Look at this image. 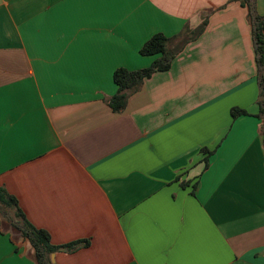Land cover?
Wrapping results in <instances>:
<instances>
[{
	"label": "crops",
	"instance_id": "0c3cea01",
	"mask_svg": "<svg viewBox=\"0 0 264 264\" xmlns=\"http://www.w3.org/2000/svg\"><path fill=\"white\" fill-rule=\"evenodd\" d=\"M247 14L230 0H0V188L53 245L88 242L53 264H264ZM203 15L202 35L114 113V71L148 68L153 35ZM0 264H36L1 217Z\"/></svg>",
	"mask_w": 264,
	"mask_h": 264
},
{
	"label": "trees",
	"instance_id": "16d2710c",
	"mask_svg": "<svg viewBox=\"0 0 264 264\" xmlns=\"http://www.w3.org/2000/svg\"><path fill=\"white\" fill-rule=\"evenodd\" d=\"M230 2H238L248 12L247 19L252 28V39L258 69L259 95L257 104L259 111L255 117L261 121L259 132L264 138V15H259L256 12L255 0H230ZM208 16L203 15L201 23L195 29L190 30L185 27L174 38L169 39L162 34L153 35L139 50V54L142 56H160L148 68L136 71H129L125 68L116 69L113 73V81L117 87V92L107 100L109 108L114 113H121L126 107L128 96L139 90L146 79H149L156 72L168 71L172 60L182 49L202 35L208 23ZM242 115H246L242 110H231L233 119ZM207 154L211 155L212 152H207ZM205 162L207 164L208 160L206 159ZM0 217L3 223H8L14 232L29 242L34 251L36 264H53L50 259L52 254L60 251L70 253L79 247L88 245L87 241H75L61 246L53 245L48 232L37 229L30 224L19 209L16 199L3 188H0Z\"/></svg>",
	"mask_w": 264,
	"mask_h": 264
},
{
	"label": "water",
	"instance_id": "95a60500",
	"mask_svg": "<svg viewBox=\"0 0 264 264\" xmlns=\"http://www.w3.org/2000/svg\"><path fill=\"white\" fill-rule=\"evenodd\" d=\"M50 259H51V263H54V254H52V255L50 256Z\"/></svg>",
	"mask_w": 264,
	"mask_h": 264
}]
</instances>
